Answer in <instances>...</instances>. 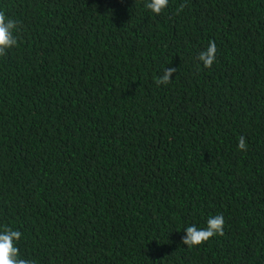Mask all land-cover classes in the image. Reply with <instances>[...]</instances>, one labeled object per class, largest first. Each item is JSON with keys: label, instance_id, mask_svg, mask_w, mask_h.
<instances>
[{"label": "trees", "instance_id": "16d2710c", "mask_svg": "<svg viewBox=\"0 0 264 264\" xmlns=\"http://www.w3.org/2000/svg\"><path fill=\"white\" fill-rule=\"evenodd\" d=\"M146 2L0 0V226L35 264H264V0Z\"/></svg>", "mask_w": 264, "mask_h": 264}, {"label": "clouds", "instance_id": "9594fccd", "mask_svg": "<svg viewBox=\"0 0 264 264\" xmlns=\"http://www.w3.org/2000/svg\"><path fill=\"white\" fill-rule=\"evenodd\" d=\"M169 0H147L144 7L153 14L159 15L168 7ZM184 5L181 4L177 14L182 11ZM20 31L19 21L6 16L4 11H0V57L7 54V51L18 45V33ZM217 47L214 41H209L205 50L199 52L196 59L202 64L203 68H211L216 62ZM175 68H165L162 75L155 78V83L167 85L171 82ZM237 148L240 151H246L248 148L246 138L240 136L237 142ZM224 218L222 215L211 216L207 219L203 228L195 224L189 225L183 229L184 236L181 243L188 248L200 246L217 235H223ZM22 233L10 226H0V264H35L33 260L21 258L20 249L17 246Z\"/></svg>", "mask_w": 264, "mask_h": 264}]
</instances>
